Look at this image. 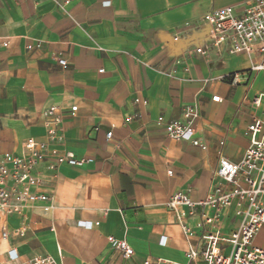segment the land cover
Wrapping results in <instances>:
<instances>
[{"label": "crops", "instance_id": "obj_1", "mask_svg": "<svg viewBox=\"0 0 264 264\" xmlns=\"http://www.w3.org/2000/svg\"><path fill=\"white\" fill-rule=\"evenodd\" d=\"M249 1L78 0L62 7L61 0H0V42L8 43L0 51V156L22 157L21 143L34 139L49 144L50 159L71 154L82 162L41 165L52 209L34 204L24 236L3 239L4 228L13 232L19 222L0 211V264H13L12 249L22 262L49 255L62 264H195L188 253L199 239L188 238L182 222L199 218L166 204L179 192L204 200L221 158H243L249 125L264 120V97L260 105L247 102L264 94V71L253 70L259 57L213 50L197 59L191 47L174 49L172 38L207 13ZM194 104L207 150L171 139L159 122H186L182 110ZM52 107L63 123L60 140L49 143ZM109 237L127 241L135 255L126 258Z\"/></svg>", "mask_w": 264, "mask_h": 264}, {"label": "built area", "instance_id": "obj_2", "mask_svg": "<svg viewBox=\"0 0 264 264\" xmlns=\"http://www.w3.org/2000/svg\"><path fill=\"white\" fill-rule=\"evenodd\" d=\"M78 0H61L62 7ZM109 5V3H105ZM174 49L193 48L197 59H204L213 50L224 51L232 55H251L259 57L261 62L253 66L255 71H264V0H252L241 8L229 6L214 10L201 17L197 24L188 25L181 33L172 38ZM8 43L0 42V51L7 48ZM31 48V47H29ZM56 60L67 67V61L61 57ZM263 95L248 100L249 104L260 105ZM214 102L223 103L219 96ZM77 107H72L74 117ZM57 108L46 112L47 138L49 143L60 140L63 121L56 117ZM186 122L168 121L160 117L163 128L171 139L185 141L195 147L207 150L201 142L196 130V121L201 118L197 104L187 105L182 110ZM128 122L132 118L127 119ZM251 136L250 146L243 158L238 162L221 158L215 173L218 182L208 196L201 201H194L186 192L175 193L166 204L173 211L183 207L189 210V216H197L199 220L192 224H183L184 234L188 238H198L199 247L191 249L188 258L195 264H264V246H256L254 241L264 229V120L256 119L248 127ZM111 140L113 132L107 135ZM223 144V143H222ZM25 152L22 157L13 154L0 156V211L6 216L16 219L19 226L12 230L5 227L3 239H9L14 233L24 236L31 226V209L34 204H46V212L52 209V197L42 188L51 185L39 169L48 163L57 168L67 164L76 167L82 162L73 155L50 159L48 143H39L28 139L21 143ZM171 174V173H170ZM181 212L180 219L186 218ZM226 220H229L227 228ZM80 227L92 229L91 222H80ZM108 242L115 250L124 253L126 258L135 255L134 249L127 241L109 237ZM13 264H62L49 255H38L22 262L14 249L8 253ZM160 260L146 259L143 264H160Z\"/></svg>", "mask_w": 264, "mask_h": 264}, {"label": "rangeland", "instance_id": "obj_3", "mask_svg": "<svg viewBox=\"0 0 264 264\" xmlns=\"http://www.w3.org/2000/svg\"><path fill=\"white\" fill-rule=\"evenodd\" d=\"M254 244L259 247L264 246V229L256 237Z\"/></svg>", "mask_w": 264, "mask_h": 264}]
</instances>
